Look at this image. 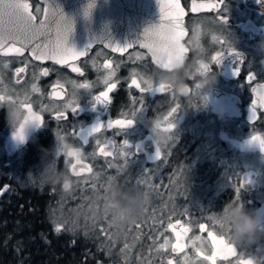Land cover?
<instances>
[{
	"label": "flooded vegetation",
	"instance_id": "obj_1",
	"mask_svg": "<svg viewBox=\"0 0 264 264\" xmlns=\"http://www.w3.org/2000/svg\"><path fill=\"white\" fill-rule=\"evenodd\" d=\"M28 2L39 18L42 1ZM176 2L183 10L180 27L184 36L180 43L187 49L183 63L186 66L206 63L207 73L214 77L210 89L203 90L196 86L198 81L188 79L187 97L178 96L160 79L159 73H166L167 69L159 66L151 52L139 43L123 51L94 44L87 48L85 55L67 64L35 60L27 50L23 56L0 55V94L31 103L33 111L43 117L40 127L25 130L21 143L13 138L0 109V190H5L3 197L7 203L25 190L44 191L52 197L51 190L55 188L42 186L35 175L40 170V149L53 147L54 128L62 129L81 147L82 163L93 169L91 173L85 170L76 176L70 171V164L75 161L64 156L58 158L59 166L71 175L77 186L92 184L104 193L110 183H115L126 189L135 186L149 194V203L134 224L115 231L104 221L102 235L119 239L112 244L105 240L103 246H97L91 238L92 231H88L89 235L60 231L83 236L87 244L84 264H167L169 259L173 264H184L185 257L189 264H209L195 255L201 247L207 255L212 251L207 231L200 232L199 224L204 223L207 230L219 234L221 230L209 217L218 215L227 201H240L264 222V152L247 143L252 136H264V108L257 104L255 115L251 113L252 101L257 99L252 89L264 84V56L256 50L257 42L264 35V0H223L220 10L197 12L192 11L194 3L209 4L214 0H161L164 5ZM151 6L154 15L157 13L152 17V26L160 22V12L157 0H151ZM221 17L226 18L223 23L219 22ZM171 27L168 24L165 36L172 34ZM221 39L227 43H219ZM230 47L243 60L238 76L233 75L236 56L228 55ZM217 52L225 54L219 65L211 60ZM106 62L111 63L110 69L104 68ZM45 70L47 75L42 74ZM110 72L115 75L109 83L116 84V88L109 93L106 106L93 108L94 97L107 90L104 79ZM249 73L254 77L251 84L245 79ZM133 78L141 87H146L148 82L154 86L164 83L167 88L162 93H142L131 86ZM83 84L89 87H79ZM33 85L37 91H33ZM74 101L79 107L72 113L65 105ZM177 104L180 107L173 121L176 127L168 144L158 145L160 158L152 160L157 144L142 117L154 113L166 116ZM137 109L141 111L135 122L123 132L118 126L106 127L108 121L132 118ZM58 110L65 111L66 120L55 119ZM97 121H102L105 127L89 137L87 145L72 135L73 131L86 130ZM123 141H127L128 149L122 147ZM106 142L113 145L114 153L107 157L99 152V146ZM127 150L130 163L121 155ZM79 177L83 180H78ZM241 180L248 182L237 193ZM177 220L190 228L181 240L188 246L179 254L171 251L176 236L167 227L169 222L175 224ZM165 239L170 242L167 250H158ZM237 252L245 259L251 257L245 251L237 249ZM239 258L238 255L227 260L217 259L216 264H237ZM256 260H264V255H258Z\"/></svg>",
	"mask_w": 264,
	"mask_h": 264
},
{
	"label": "snow or ice",
	"instance_id": "obj_2",
	"mask_svg": "<svg viewBox=\"0 0 264 264\" xmlns=\"http://www.w3.org/2000/svg\"><path fill=\"white\" fill-rule=\"evenodd\" d=\"M160 12V22L158 24L147 27L143 32L144 40L140 43V47L147 48L154 60L164 69H169L170 66L177 61H183L184 54L187 52V49L180 43L181 38L184 36V32L180 27V19L183 15V10L180 8L178 2L173 4L164 5L161 3V0H157ZM223 4V0H214V2L209 4H193L192 11L197 12L201 9H212V10H220L221 5ZM92 8V3L84 9V15L87 17ZM39 11V9H37ZM225 17H221L219 22L223 23ZM37 17L31 11V5L28 0H0V55L9 56H23L25 51H29V55L35 60H39L41 62L45 60H52L56 64H67L70 59H76L80 56L85 55V52L91 48L89 45L88 49L76 51L73 47L67 46V40L69 34L73 30V22L71 19H68L64 16L61 10L57 7L53 9L45 0L44 7V19L40 20L37 24L35 21ZM170 24L173 28V32L170 36H165L164 32L166 27ZM53 32H55V39L52 38ZM213 39H217L213 37ZM219 43L226 44L227 42L223 39L219 40ZM132 45H115L105 43V47L112 48L113 51H123ZM223 52H217L216 55L211 57V60L219 65L224 57ZM228 55L236 56V66L233 69V75H239L241 68L240 65L243 64V60L236 50L233 48H229ZM7 66V65H5ZM105 69L111 68V63L106 62L104 64ZM74 71H79V69H73ZM201 72H208L209 65L206 63H200ZM18 72L23 71V69H18ZM43 75H47V70H45ZM115 75L114 72H110L108 76L105 77L104 83L107 87L106 91H102L99 95L95 96L92 101V107L95 108L97 105H107L109 102V93L112 92L116 88V84L109 83L111 77ZM249 84L254 81V77L251 73L247 75L245 78ZM147 84L146 87H141V84L138 83L136 78L131 80V86H135L142 93L155 91L156 93H162L166 90L167 86L164 83H160L158 86H154L152 83L145 82ZM81 88L87 89L89 85L83 84L79 85ZM198 87V86H197ZM33 91H37L36 86L33 85ZM253 93L257 95V99L252 101V109L251 113L255 115V109L257 104L261 108H264V84H259L257 87L252 89ZM3 98V95L0 94V99ZM23 106L32 114V119L35 121V126L40 127L43 123V117L33 111L31 103L26 101H21ZM141 104L144 105V101L141 100ZM74 105V106H73ZM79 105L77 102H70L65 105V109L70 108L72 113H75L78 109ZM179 105L177 104L175 107L171 109V111L164 117L166 124L165 127L169 132H173L175 127V123L173 122L175 119V115L179 109ZM141 109H137L136 112L132 113V118L120 119L116 121H108L106 127L112 128L113 126H118L121 132L132 126L135 122V117ZM57 121L62 119L66 120L67 115L65 111L58 110L55 116ZM105 127L102 121H97L91 127L86 130H78L73 131L72 135L77 137L79 141H82L83 145H87L89 142V137L93 136L95 133H99L101 129ZM13 137L19 142L23 143L24 130L17 129L16 132L13 133ZM98 145L100 144L97 141ZM247 143L254 144L260 148L262 152H264V136H252ZM79 147V146H78ZM113 145L110 142H106L99 146V152L101 155L107 157L111 156L114 153L111 151ZM122 147L124 149H128L127 141H123ZM81 148V147H79ZM72 160L75 163L70 164V171L73 175L80 176L83 171H87L91 173L93 169L86 164L82 163V155H77L74 153L69 154ZM121 155H123L127 162L130 163L129 160V152L122 151ZM161 156L160 148L157 144L155 148L154 155L151 157L152 160L159 159ZM66 163H69V160L66 159ZM80 165V170H77V166ZM111 167V164H109ZM248 181L241 180L239 186L236 187V191L238 193L239 188L243 186L244 183ZM141 183V181H137V184ZM183 194V193H178ZM238 199V197H237ZM210 220L213 221L214 225L218 226L221 230L219 234L213 230H207L204 223L199 224L200 232L207 231L208 239L211 242V255L205 254L203 247L198 248L196 250L195 255L197 257H202L203 261L209 262V264H216L217 259L227 260L230 256L240 258L238 259L237 264H264V260L257 261L249 257L247 259L243 258V254L237 252L236 247L232 245L230 242V238L227 235V229H225L218 217L210 216ZM60 225H57L55 231L59 233L61 231ZM137 228L140 227L139 224L136 225ZM169 230H172L176 236V242L171 244V251L173 253H182L185 248L188 246L186 243H182L181 240L187 236V233L190 231L189 227H186L180 223L179 220L176 221L175 224L169 222L167 225ZM177 227H179V231H177ZM196 240H201L200 237H196ZM169 241L167 239L164 240L163 244L159 245L158 250H167L169 245ZM127 247V246H126ZM167 264H173V260L169 259ZM184 264H189V260L185 257Z\"/></svg>",
	"mask_w": 264,
	"mask_h": 264
},
{
	"label": "clouds",
	"instance_id": "obj_3",
	"mask_svg": "<svg viewBox=\"0 0 264 264\" xmlns=\"http://www.w3.org/2000/svg\"><path fill=\"white\" fill-rule=\"evenodd\" d=\"M256 50L258 54L264 56V35H261L257 42ZM159 76L178 96L183 97L188 96L189 85L186 82L188 79L198 81L196 86L200 90L210 89L214 79L211 74L201 72L200 63L186 66L183 61L167 69L166 73H159ZM2 95L0 109L4 111L6 124L13 133L22 128L25 137V130L35 126L32 114L20 101L12 99L8 94ZM164 117L163 113L142 117L153 141L160 146L168 144L171 134L165 127ZM53 141L51 149H40V170L35 177L42 186L55 188L62 197L67 198L75 190L77 182L59 166L58 158L64 156L71 159L70 153L82 155V150L62 129H53ZM148 203L147 191H142L135 186L126 189L110 183L103 194L93 193L88 197L87 208L80 206L69 208L64 213V217L73 227L77 226L82 219H86L90 225L104 220L110 228L119 231L134 224ZM218 217L223 227L227 229L230 242L236 249L251 254L254 261L258 255H264V222L258 220L251 211L246 210L240 201H227L218 213Z\"/></svg>",
	"mask_w": 264,
	"mask_h": 264
},
{
	"label": "trees",
	"instance_id": "obj_4",
	"mask_svg": "<svg viewBox=\"0 0 264 264\" xmlns=\"http://www.w3.org/2000/svg\"><path fill=\"white\" fill-rule=\"evenodd\" d=\"M43 192L25 190L8 203L0 196V264H84L85 239L54 230Z\"/></svg>",
	"mask_w": 264,
	"mask_h": 264
},
{
	"label": "water",
	"instance_id": "obj_5",
	"mask_svg": "<svg viewBox=\"0 0 264 264\" xmlns=\"http://www.w3.org/2000/svg\"><path fill=\"white\" fill-rule=\"evenodd\" d=\"M41 1L43 8L35 21L37 24L44 19L45 0ZM47 2L53 9L58 7L66 18L72 20L73 30L68 36L67 46L73 47L76 51L85 50L94 44L108 43L120 46L140 44L144 40V30L151 26V22L154 21L152 17L157 14L154 15L151 0H47ZM89 3H92V8L85 17L84 9ZM52 38L55 39V32ZM4 192V189L0 190V196Z\"/></svg>",
	"mask_w": 264,
	"mask_h": 264
},
{
	"label": "rangeland",
	"instance_id": "obj_6",
	"mask_svg": "<svg viewBox=\"0 0 264 264\" xmlns=\"http://www.w3.org/2000/svg\"><path fill=\"white\" fill-rule=\"evenodd\" d=\"M78 180H83V177H79ZM51 193L52 197L50 198L49 205L47 207V214L49 221L54 227V230L57 225H60L62 226L61 231H67L71 233L79 232L81 234L89 235L88 231H92L90 232L92 235L91 238L94 239V242L97 246H103V242L105 240L110 241L111 244L112 242L119 241L117 237L109 235L106 237L105 235H102V230H104V220H100L96 224L90 225L86 219H82L77 226L73 227L66 221L64 217V213L69 208L77 206L87 208L88 197H90L93 193L103 194V190L91 184L88 187L76 186L75 190L72 191L70 197L67 198L62 197L57 189L51 190Z\"/></svg>",
	"mask_w": 264,
	"mask_h": 264
}]
</instances>
